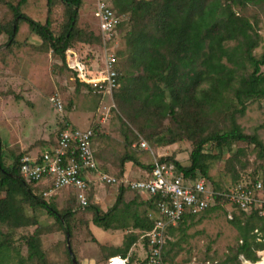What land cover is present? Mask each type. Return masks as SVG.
I'll return each mask as SVG.
<instances>
[{"label": "rangeland", "instance_id": "374dc122", "mask_svg": "<svg viewBox=\"0 0 264 264\" xmlns=\"http://www.w3.org/2000/svg\"><path fill=\"white\" fill-rule=\"evenodd\" d=\"M13 1L16 3L18 0ZM54 1L52 10L47 0H29L23 10L41 23L50 15L52 29L62 32L69 14L60 5L61 0ZM95 12L96 0H84L83 7L79 9L77 28L81 33H93L94 37H88L90 42L74 41L72 48L83 60L88 57L95 69L103 64L108 53L117 55L118 70L124 75V88L111 94H98L80 85L67 63L53 54L45 42L25 26L20 34L26 40L21 39L24 42L19 47L7 46L8 34L0 35V146L6 164L14 161L13 153L28 151L33 154L44 150L58 137V132L54 131L60 129L62 123L95 129L93 149L97 160L101 170L113 176L122 175L126 165L131 164L130 160L122 164L129 155L146 165L161 157H170L189 165L194 138H198V132L202 133V127H196L198 124L207 125L203 135L224 132L237 124L245 134H256L264 142V98L248 101L244 113L240 112L241 106L234 100L233 93L227 94L228 108L212 113L191 114L189 109L195 111L197 108L190 105L178 109L174 118L149 113L144 102L135 96L141 93L143 86L137 81L142 71L132 67L134 56L128 54L126 46L131 14L125 13V25L119 28L113 39H107L100 31ZM239 12L256 25L260 43L254 55L260 58L264 54V1L261 5H250ZM12 16L11 9L0 3V23L8 22ZM227 44L235 46L238 42ZM52 96L62 99L65 105L62 113L55 109L50 100ZM185 124H190L191 130L196 129L188 131L191 140L184 138L186 133L181 131ZM169 129L178 132L174 135L177 141L157 144V139L171 137ZM142 142H146L148 148H142ZM205 150L212 154L220 153L218 160L211 164L210 175L223 186L232 184L235 170L264 176V158L260 157L254 144L237 141L231 147L219 149L211 143ZM141 156H147L143 158L148 160ZM33 187L35 194L53 202L61 213L70 207L75 211L70 218V236L64 229L65 222L61 224L44 209L34 210L25 206L30 218H38V226L12 229L8 224H0V237L7 241L8 246L4 264H74L69 243L79 264H103L110 250L120 246L132 233L139 234V240L130 251L131 264H144L147 251L142 239L144 230L135 229L132 219L123 229L107 230L94 224L92 208L80 209L76 205L72 188H63L52 196H46L45 184L41 182ZM118 188L117 185L97 182L89 193L92 194V205H99L103 211L110 210L116 203ZM235 214L239 211L228 204L205 217L199 216L186 224L174 226L176 228L164 247L165 264H228L226 259L233 254L239 237L238 229L230 222ZM122 222L116 221L120 225ZM35 233L44 257L30 259L27 239ZM258 255L257 262L241 256L242 264H264V250L258 251Z\"/></svg>", "mask_w": 264, "mask_h": 264}, {"label": "trees", "instance_id": "16d2710c", "mask_svg": "<svg viewBox=\"0 0 264 264\" xmlns=\"http://www.w3.org/2000/svg\"><path fill=\"white\" fill-rule=\"evenodd\" d=\"M28 1L18 0L15 3L13 0H0V3L8 6L13 12L8 22L0 23V35L8 34L7 46L19 47L24 42L22 40H26V37L20 34L22 27L25 26L30 33L42 39L53 54L60 56L68 65V51L73 49L74 41L90 42L88 37H94L93 33H81L77 28L79 9L83 7L84 0H61L60 5L69 14L62 32L52 29L50 15L44 23H41L25 13L23 7ZM47 1L49 9L52 10L55 1ZM112 1L118 13L131 14L126 46L128 54L134 56L132 67L139 68L143 74L137 77V81L143 86L142 91L135 96L144 102L149 113L162 118L165 116L174 118L178 109L188 105L197 108L195 111L188 108L191 114L212 113L221 108H228V93H233L234 100H237L236 103L241 106L240 112L244 113L248 101L264 98V72L262 71L264 54L260 58L254 55V50L260 43V35L256 31L255 23L239 12L240 9L243 10L250 5H261L264 0ZM124 22L120 27L125 25ZM230 41H237L238 44L229 46L227 42ZM84 61L91 65L88 57ZM250 67L252 71H248ZM71 71L76 77V72L72 69ZM118 79L119 85L113 90L115 92L124 88V75H121V72ZM76 80L80 85L94 91L91 85L80 81L78 77ZM189 125L185 124L181 127V131L186 133L184 138L191 140L188 131L192 132L196 129H189ZM64 126L65 124L62 123L60 129H56L54 133L59 134ZM196 127H202V133L198 132V138H194L189 165H183L170 157H161L160 161H173L178 172L185 173L187 176L202 173L211 180L217 192H229L236 184L243 181L255 183L264 179V176L256 173L244 174L235 170L232 184L223 186L210 175L211 164L214 160H218L220 153L212 154L205 150L211 143L222 149L231 147L237 141H243L254 144L259 149L260 157L264 158V142L258 135L245 134L237 124H234L230 130L215 131L208 135H203L207 128L206 124H198ZM169 133L171 134L169 139L161 137L156 140L157 144L175 143L177 140L174 135L178 132L169 129ZM183 137L180 138L183 139ZM55 139L45 148L56 145ZM1 141L0 135V143ZM29 153L28 151L13 153L14 161L8 165L3 158L0 146V224H8L12 229L38 226V218L32 219L26 214L25 206H31L34 210H46L61 224L65 222L67 225L64 229L70 233V218L75 211L70 207L65 213H61L53 202H48L35 194L33 186H37L36 182L22 177V158ZM129 160L145 170L150 171L153 167V164H143L132 155L126 156L122 164ZM146 177L143 175L140 178ZM125 190V187H120L116 203L108 211H103L99 205L91 203L89 207L93 209L94 224L107 230H119L125 228L128 220L132 219L135 229L144 231L152 229L154 220L149 213L156 208V200L144 199L134 192V199L126 201ZM214 196L216 205L200 215H185L180 225L224 208L222 202L225 198L217 194ZM73 198L74 201L77 200L75 196ZM90 200L92 202V194H90ZM77 203L78 201L76 205ZM72 204L75 206V202ZM141 208L144 210L141 211ZM236 209L239 214H235L230 222L239 231L238 244L232 250L233 254L227 257L226 263L242 264L241 255L246 260L257 262L259 261L258 251L264 250V216L260 215L259 209H252L250 212L238 207ZM117 220L124 222L120 225L116 223ZM175 228L169 227L166 245L170 233ZM142 239L148 250L147 238ZM27 240L29 258H43L44 252L41 250L37 234L31 235ZM138 240L139 234L128 235L120 246L110 250L107 259L114 255H123L130 256L131 261L130 251ZM6 249H8L7 241L0 237V264L5 263ZM144 264H147V259Z\"/></svg>", "mask_w": 264, "mask_h": 264}, {"label": "built area", "instance_id": "2783aa9c", "mask_svg": "<svg viewBox=\"0 0 264 264\" xmlns=\"http://www.w3.org/2000/svg\"><path fill=\"white\" fill-rule=\"evenodd\" d=\"M95 15L100 31L107 39L114 38L126 19L125 14L117 12L112 0H96ZM68 66L76 72L80 81L91 85L95 93L111 94L119 85L118 57L115 53H108L103 64L95 69L72 49L68 51ZM50 100L58 112L64 111L61 98L52 96ZM95 135L93 128L65 125L56 139V145L23 156L22 177L37 185L41 182L45 184L46 196H52L63 188H72L80 209L91 205L89 193L97 182L125 187L146 196V199L154 198L156 208L149 213L154 225L142 232V238H147V264H165L164 247L169 227L179 225L185 215H200L216 205L215 194L225 198L222 202L224 206L229 204L249 212L259 209L260 215L264 216V179L255 183L243 181L229 192H217L211 180L202 173L187 176L178 172L173 161L160 160L152 163L146 178L133 179L124 174L113 176L101 170L93 149ZM141 146L148 148L146 142H142ZM103 264H131V261L130 256L114 255Z\"/></svg>", "mask_w": 264, "mask_h": 264}, {"label": "crops", "instance_id": "0c3cea01", "mask_svg": "<svg viewBox=\"0 0 264 264\" xmlns=\"http://www.w3.org/2000/svg\"><path fill=\"white\" fill-rule=\"evenodd\" d=\"M88 128H91V127H88ZM50 144H48V145H50ZM33 154H35V153H33ZM143 157H147V156H141L142 159H145ZM145 160H148V159H145ZM130 163L131 164H127L126 165V169L123 171V174L124 175H128V177H130V178H139V177H142L143 175H146V173L149 171V170H145L144 168H141V167L136 166L134 164V162L131 161V160H130ZM119 189L120 188H118V193H119ZM118 193H117V195H118ZM117 195H116V198H117ZM124 197H125L126 201L132 200V199H134V192L129 191V190L126 189L125 192H124ZM134 246L132 247L131 250H133V248H135Z\"/></svg>", "mask_w": 264, "mask_h": 264}, {"label": "water", "instance_id": "95a60500", "mask_svg": "<svg viewBox=\"0 0 264 264\" xmlns=\"http://www.w3.org/2000/svg\"><path fill=\"white\" fill-rule=\"evenodd\" d=\"M67 235L70 236V233L67 232ZM68 243H69V242H68ZM68 247H69L70 254L73 256V258H72L73 263H74V264H79L77 258L74 256V253H73V250H72V248H71L70 243L68 244Z\"/></svg>", "mask_w": 264, "mask_h": 264}]
</instances>
